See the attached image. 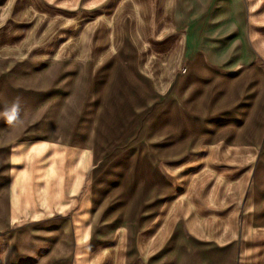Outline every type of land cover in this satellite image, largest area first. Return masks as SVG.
<instances>
[{"label": "rangeland", "instance_id": "rangeland-1", "mask_svg": "<svg viewBox=\"0 0 264 264\" xmlns=\"http://www.w3.org/2000/svg\"><path fill=\"white\" fill-rule=\"evenodd\" d=\"M243 1L248 37L264 51V0ZM242 6V0H0V93L4 88L18 104L9 100L7 127L15 137L10 143L28 136L23 141L42 143L44 157L50 147L58 148L52 151L53 165L59 164L60 174L81 179L77 198L91 197V209L99 201L110 221L121 217L119 226L92 234L72 231L75 250L86 245L90 264H118L121 250L129 260L136 225L125 215L133 207L145 203L138 217L145 225L153 216L147 213H155L156 223L165 212H177L174 220L184 221V213L198 205L196 198L199 207L201 199L214 201V146L204 142L186 149L201 127L214 124L186 117L185 110L206 117L214 112V59L226 54L233 62L229 69L238 71L235 65L246 51ZM231 33L225 44L221 37ZM40 64L48 66L30 69ZM121 65L128 75L115 72L109 82ZM52 69L53 77L43 83ZM257 85H249L248 99ZM242 88L229 86L218 104L234 115L244 111L246 126L253 128L263 118L264 93L250 107L237 108L246 95ZM232 98L234 103H226ZM205 131L201 140L211 136ZM96 136L107 146H99ZM257 156L249 155L252 170ZM202 177L210 184L206 191L196 185ZM150 191L156 195L144 198ZM53 242L64 245L63 238ZM137 258V264H146L145 257ZM124 260L120 264L129 263ZM7 262L9 250L0 238V264Z\"/></svg>", "mask_w": 264, "mask_h": 264}, {"label": "crops", "instance_id": "crops-1", "mask_svg": "<svg viewBox=\"0 0 264 264\" xmlns=\"http://www.w3.org/2000/svg\"><path fill=\"white\" fill-rule=\"evenodd\" d=\"M242 5L241 42L246 51L242 61L235 65L238 71L235 74L229 69L233 62L228 55L214 59L211 63L214 64V95L210 99L214 112L206 117L197 115L190 107L185 110L186 117L206 118V124H214L201 127L197 135L194 133L192 143L186 148L198 149L204 142H211L214 146V201H209V198L201 199L203 206L199 207L196 198L198 205L193 211L184 213V221L174 220L177 212H165L162 221L156 223L153 220L155 213H147V216H153L145 225L138 218L145 203L133 207L130 213L125 215L129 225H136L133 230L135 233L130 236L132 253L129 260L127 250H121V253L124 252L121 260L125 259L128 264H137L139 254L145 257L146 264H264V114L255 127H247L244 111L234 115V110L223 111L225 106L218 104L219 94L224 90L228 91L229 86L234 83L243 87L242 91L246 94L237 108H244V105L250 107L251 104L257 103L260 94L264 93V51L251 44L243 0ZM248 26L251 27L250 21ZM233 34L222 36L221 40L228 44ZM17 66L18 63H15L8 69ZM47 66L40 64L30 69L35 72ZM218 66L224 68L219 70ZM48 71L44 74L43 83L53 77V69L50 70L51 74ZM119 71L128 75V69L121 65L112 71L109 82L116 78L115 72ZM246 83L248 85H245ZM251 84H258L259 88L255 90L258 92L254 93V98L248 99L247 96L251 95L248 87ZM218 85L223 87L218 89ZM13 87L19 88L18 85ZM2 90L0 238L5 241L9 250L7 263L90 264L86 245L77 244L75 250L72 231L82 230L86 234H92L110 225L119 226L121 217L110 221L106 214L107 209H103V204L99 201L95 204V210L91 209V197L86 200L77 198L82 181L74 174H60L59 164L53 165L56 158L52 151H57L58 148L53 150V147H50L49 153L44 157L42 143L23 141L27 140L28 136H18L17 140L10 143L15 137H10L7 127L12 108L9 100L13 106L18 104L16 98L5 94L4 88ZM195 91L198 92L199 89ZM196 95L188 97L186 103ZM196 99L192 102L196 103ZM228 102L234 103V98L227 99L226 103ZM262 107L264 109V100ZM203 130L211 136H205V139L201 140L199 135ZM95 133L100 134L97 130ZM250 134L255 137H250ZM96 140L99 146H107L97 136ZM252 152L258 153L253 170L249 159ZM72 164L74 165V162ZM250 170L251 174H248ZM200 180L201 183L197 182L196 185L202 191L210 188V184H205L203 177ZM155 195L150 191L144 198L151 199ZM204 200L207 201V206ZM168 216H173V219L169 220ZM58 238H63L64 245L56 242L53 249V241ZM96 240L97 243L103 241L101 238ZM123 244L127 246V243ZM74 254L75 257L71 258ZM98 257V261H102L105 255L100 254Z\"/></svg>", "mask_w": 264, "mask_h": 264}, {"label": "clouds", "instance_id": "clouds-1", "mask_svg": "<svg viewBox=\"0 0 264 264\" xmlns=\"http://www.w3.org/2000/svg\"><path fill=\"white\" fill-rule=\"evenodd\" d=\"M13 111H15V108L13 109Z\"/></svg>", "mask_w": 264, "mask_h": 264}]
</instances>
